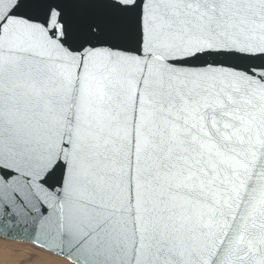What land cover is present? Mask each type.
Here are the masks:
<instances>
[{"label": "snow or ice", "instance_id": "1", "mask_svg": "<svg viewBox=\"0 0 264 264\" xmlns=\"http://www.w3.org/2000/svg\"><path fill=\"white\" fill-rule=\"evenodd\" d=\"M0 240L264 264V0H0Z\"/></svg>", "mask_w": 264, "mask_h": 264}, {"label": "rangeland", "instance_id": "2", "mask_svg": "<svg viewBox=\"0 0 264 264\" xmlns=\"http://www.w3.org/2000/svg\"><path fill=\"white\" fill-rule=\"evenodd\" d=\"M28 246V244L23 245L22 243H14V245L10 243L7 244L4 243L3 240H0V264H53V258L51 259L47 253L40 250L33 251L32 249L28 248ZM28 252L32 254H27ZM59 262L65 264L63 260H57L55 264H60Z\"/></svg>", "mask_w": 264, "mask_h": 264}, {"label": "bare ground", "instance_id": "3", "mask_svg": "<svg viewBox=\"0 0 264 264\" xmlns=\"http://www.w3.org/2000/svg\"><path fill=\"white\" fill-rule=\"evenodd\" d=\"M3 241H4V240H3ZM4 243H7V244L10 243V244H13V245H14V243H15V244H21V243L8 242V241H4ZM22 244H23V243H22ZM3 245H4V244H3ZM23 245H24V244H23ZM5 246H6V245H5ZM7 246H8V245H7ZM3 248H5V247H3ZM28 248L32 249L33 251H37V250H34L33 247L30 246V245L28 246ZM21 250H22V249H21ZM24 250H25V249H24ZM2 251H3V250H2ZM3 252H4V251H3ZM30 252H31V251H30ZM30 252H28L27 254H32V253H30ZM1 254H2V253H1ZM51 259H52V258H51ZM51 261H52V260H51ZM55 262H56V261H55ZM64 262H65V264H68L67 261H64ZM52 263H53V262H52ZM59 263L61 264L62 262H59ZM13 264H14V263H13ZM17 264H18V263H17ZM62 264H64V263H62Z\"/></svg>", "mask_w": 264, "mask_h": 264}, {"label": "water", "instance_id": "4", "mask_svg": "<svg viewBox=\"0 0 264 264\" xmlns=\"http://www.w3.org/2000/svg\"><path fill=\"white\" fill-rule=\"evenodd\" d=\"M4 241H6V240H4ZM8 242H12V241H8Z\"/></svg>", "mask_w": 264, "mask_h": 264}]
</instances>
